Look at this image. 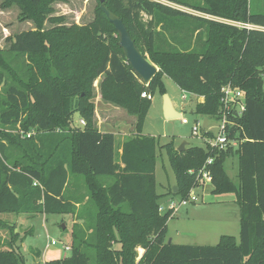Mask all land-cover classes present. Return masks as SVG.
<instances>
[{
    "label": "trees",
    "instance_id": "trees-1",
    "mask_svg": "<svg viewBox=\"0 0 264 264\" xmlns=\"http://www.w3.org/2000/svg\"><path fill=\"white\" fill-rule=\"evenodd\" d=\"M55 1L62 0L1 3L17 4L21 19H33L37 28L17 32L8 38V49H0V213L74 212L85 195L67 193L69 174H82L95 222L74 224L71 255L46 264H264V13H254L251 0H104L159 67L145 84L127 62L99 0L90 23L44 28ZM102 74V98L135 116L134 133L124 139L118 159L116 135L95 122L94 82ZM164 76L203 97L196 111L211 118L220 116L225 85L246 93L245 111L229 135L238 146L179 151L174 141L164 145L176 175L174 194L181 199L214 158L212 191L236 194L239 239L222 235L216 245L166 241L173 212L160 210L159 144L143 133L152 99L142 96L154 97L157 89L166 94ZM76 113L83 126L73 125ZM20 128L33 133L22 138L9 132ZM233 153L238 185L225 168ZM20 255L6 245L0 264H22Z\"/></svg>",
    "mask_w": 264,
    "mask_h": 264
},
{
    "label": "rangeland",
    "instance_id": "rangeland-1",
    "mask_svg": "<svg viewBox=\"0 0 264 264\" xmlns=\"http://www.w3.org/2000/svg\"><path fill=\"white\" fill-rule=\"evenodd\" d=\"M2 1L0 0V49H8L10 44L8 38H11L17 32L36 29L37 27L33 19H21L20 8L17 4L3 8L1 7ZM169 4L177 6L176 4ZM98 5V0L55 1L51 5L52 12L44 22V28L48 29L60 25L70 26L72 24L86 25L95 19ZM177 7L190 10L182 6ZM251 10L254 13H264V0H251ZM194 13L201 14L199 12ZM51 18L57 19V21H53ZM146 18L149 17L146 16ZM103 77L104 74L100 75L94 82V97ZM163 82L166 93L169 97L171 96L176 110L188 118L189 123L184 124L179 118L167 119L165 117L164 95L157 89L146 115L143 133L155 136L159 144L157 149L156 181L157 192L163 196L160 200L161 212L167 210L169 204L172 202L178 206L181 199L174 194V186L177 185L176 175L164 145L170 141H174L175 147L178 149L183 142L187 141L185 145L186 149L192 145L206 146L205 139L202 138L205 136V130H209L212 133L218 130V124L215 119H212L207 114H200L196 111L198 102L196 95L189 92H186L185 95L184 90L168 76L163 77ZM101 111L99 106H95L96 126L108 123V126L115 128L117 132L118 159L119 144L124 140V137L126 139L134 133V129L130 128L131 119L128 118L131 114L127 110L120 111L116 110V108L109 110L107 114H103ZM79 117L80 115L76 113L73 122L74 126H83L81 121L79 122ZM197 121H199L202 127L199 135L193 134L192 129ZM7 132L6 130L5 133ZM9 132L22 138H28L33 133V131L26 132L21 128ZM0 140H2L1 135ZM225 168L230 177L238 185L240 182L238 177L239 159L236 153L226 158ZM73 175L78 177H73L74 181L73 178L71 179L67 187V193L76 191V187L81 183L82 188L78 190V194H85L88 190L83 175L76 173H73ZM196 193L199 197L196 202L180 205L178 210L171 209L173 216L168 220L166 241L169 242L171 239L173 243L177 244L216 245L219 243L222 234L233 235L239 239L240 206L237 202L229 199L235 197L236 194H215L209 188L196 190ZM165 196L170 199L169 202L164 199ZM87 207L91 211L90 219H88L89 225H92L95 222V208L92 203ZM68 215L61 213H36L32 215L17 212L0 213V246H2L3 242V246L12 244L13 247L20 251L22 264H46L44 263L46 259L50 261L65 258L64 256L70 255L71 252L65 250L62 245L67 241L73 242L74 223L71 225ZM52 240H56L57 244H51ZM142 249L138 248L139 258L144 252Z\"/></svg>",
    "mask_w": 264,
    "mask_h": 264
},
{
    "label": "built area",
    "instance_id": "built-area-1",
    "mask_svg": "<svg viewBox=\"0 0 264 264\" xmlns=\"http://www.w3.org/2000/svg\"><path fill=\"white\" fill-rule=\"evenodd\" d=\"M186 92L187 91H184V94ZM222 93H223L222 98H221L222 106L220 109V116L218 118H212L217 121L218 130L217 132H214V133L211 132L212 136L210 137L206 135V133L209 132V130H205V136L202 137L201 135V137L205 139L204 141L206 145L210 144L211 146H216L219 148H226L229 145L238 146V140L234 138L231 139L229 135H230L232 126L235 124V118L241 117L243 112L245 111L246 93L244 90H242L241 88L237 86L232 85L231 83L225 85L222 88ZM142 96L147 97L149 99H153V96L151 93L143 92ZM179 119L184 124L189 123L188 118L184 117L183 114ZM81 123L84 125L85 120L81 119ZM192 129H193V134L199 135L200 131H202V127L199 121H197V123L194 124ZM213 161H214L213 157H209L206 160L203 167L198 170V173H197L198 184L191 189L189 195L186 198H182V200L180 199L178 206L174 204V202L169 204V207H168L169 209L178 210L180 205H187L189 203L196 202L199 199L198 194L196 193V190H199V189L203 190L207 186L213 184V175H212L211 169L209 168V166L213 163ZM190 172H193V170H190ZM34 185H37V182H34ZM51 244H57V241L52 240ZM64 246L66 249H71V247L67 244H64Z\"/></svg>",
    "mask_w": 264,
    "mask_h": 264
},
{
    "label": "water",
    "instance_id": "water-1",
    "mask_svg": "<svg viewBox=\"0 0 264 264\" xmlns=\"http://www.w3.org/2000/svg\"><path fill=\"white\" fill-rule=\"evenodd\" d=\"M99 1L101 10L106 14L110 22H112L117 29L119 44L124 51L127 62L131 64L135 73L141 78V81L145 84H149L152 78L159 71V67L155 63L151 62L147 55L141 52L124 20L119 15L110 10L109 7L105 4L104 0ZM164 100L165 117L167 119L180 118L182 116V113L174 108L171 98L167 93L164 94ZM186 144L187 141L183 142L179 146L178 150H185ZM177 190L178 187L177 185H175L174 191L177 192ZM171 242L172 240L170 239L169 243Z\"/></svg>",
    "mask_w": 264,
    "mask_h": 264
},
{
    "label": "crops",
    "instance_id": "crops-1",
    "mask_svg": "<svg viewBox=\"0 0 264 264\" xmlns=\"http://www.w3.org/2000/svg\"><path fill=\"white\" fill-rule=\"evenodd\" d=\"M195 95V94H194ZM197 96V95H196ZM154 98V97H153ZM170 98H171V96H170ZM197 98H198V102H200V101H203L204 100V98L203 97H201V96H197ZM93 101L95 102V106L96 107H100L101 108V112L103 113V114H107V112H109V110H112V109H115L116 108V110H123V111H126V110H124L123 108H121V107H117V105H115V104H113V103H111V102H108V101H106V100H104L103 98H102V95H101V90H100V85L98 86V89H97V92H96V95H95V97L93 98ZM171 101H172V103H173V106H174V108L176 109V107H175V105H174V102H173V100H172V98H171ZM98 110V109H97ZM122 114H123V112H121ZM127 113V112H126ZM127 115V114H126ZM128 118L129 119H131V121H130V128L131 129H134V124H135V116H128ZM81 121V117H79V122ZM106 121V120H105ZM95 122H96V120H95ZM108 123H104L103 125H101V126H97V128L99 129V130H101V131H103V132H113L115 135H116V138H117V132L115 131V128L113 127V126H108L107 125ZM116 124V123H115ZM75 126H77V125H75ZM122 126V125H121ZM120 126V127H121ZM122 129V128H121ZM125 136H126V134H124ZM124 139H125V137H124ZM123 141L124 140H122V142H121V144H119V146H118V155H119V157H120V155H121V153H122V149H121V146H122V143H123ZM116 149H117V145H116ZM69 176H70V182H71V179L73 178V176H71L70 174H69ZM74 177H76V176H74ZM77 178V177H76ZM73 181H74V178H73ZM82 188V184L81 183H79L78 184V186L76 187V191H73V193L72 194H74V195H77L78 194V190L79 189H81ZM211 189V191L213 190V184L212 185H209V186H207L206 187V189ZM213 192V191H212ZM159 193V192H158ZM159 194H161V193H159ZM79 195V194H78ZM83 195H85V197H84V200L82 201V202H75V205H76V208H75V211L74 212H71V213H63V214H69L68 216H69V220L71 221V225L74 223V224H81V225H83L85 222H86V220H88V219H90V215H91V211H89V208L87 207L88 205H87V201H88V192H86L85 194H83ZM162 199V198H161ZM164 199H166L167 200V202H169V200L170 199H168V197H164ZM229 199H231V201H235V202H237L236 201V196L235 197H233V198H229ZM26 214V213H25ZM27 214H36V213H27ZM62 214V213H61ZM222 235H228V234H222ZM221 235V236H222ZM220 236V237H221ZM72 241H67V242H65V243H63V248L65 249V250H68L69 252H71L72 253ZM64 244H67V245H69L70 247H71V249H66L65 248V246H64ZM4 245V242H3V244H2V246ZM0 246V248H6V245L5 246ZM141 248V247H140ZM142 249V248H141ZM143 251H144V249H142ZM71 255V254H70ZM69 254L68 255H66V256H64V257H68V256H70ZM141 256H142V254H141ZM140 256V257H141ZM51 258H53V257H51ZM49 259V258H48ZM54 259V258H53ZM47 262V259L46 260H44V263H46Z\"/></svg>",
    "mask_w": 264,
    "mask_h": 264
},
{
    "label": "bare ground",
    "instance_id": "bare-ground-1",
    "mask_svg": "<svg viewBox=\"0 0 264 264\" xmlns=\"http://www.w3.org/2000/svg\"><path fill=\"white\" fill-rule=\"evenodd\" d=\"M141 249V248H140ZM142 251V250H141Z\"/></svg>",
    "mask_w": 264,
    "mask_h": 264
}]
</instances>
